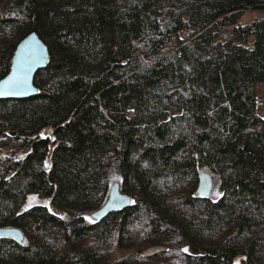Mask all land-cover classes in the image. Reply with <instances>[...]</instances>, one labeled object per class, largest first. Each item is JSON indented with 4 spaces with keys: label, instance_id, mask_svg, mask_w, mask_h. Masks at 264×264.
I'll list each match as a JSON object with an SVG mask.
<instances>
[{
    "label": "trees",
    "instance_id": "1",
    "mask_svg": "<svg viewBox=\"0 0 264 264\" xmlns=\"http://www.w3.org/2000/svg\"><path fill=\"white\" fill-rule=\"evenodd\" d=\"M32 28L38 92L0 98V228L23 234L0 264H264V0H0V78ZM114 182L130 205L94 218Z\"/></svg>",
    "mask_w": 264,
    "mask_h": 264
},
{
    "label": "water",
    "instance_id": "2",
    "mask_svg": "<svg viewBox=\"0 0 264 264\" xmlns=\"http://www.w3.org/2000/svg\"><path fill=\"white\" fill-rule=\"evenodd\" d=\"M49 62V50L46 43L39 37L35 28L21 38L14 49L9 71L0 78V98H23L38 92L34 84V75L37 70L44 68ZM15 78V79H14ZM24 81L16 84L15 80ZM49 132L51 131L48 128ZM211 177L203 172L198 177L196 192L207 195L212 187ZM130 197L121 192L119 184L114 182L109 189L108 197L104 204L92 212L97 219L105 217L109 212L130 205ZM0 235H9L17 240L23 238L20 229L16 227L0 228Z\"/></svg>",
    "mask_w": 264,
    "mask_h": 264
},
{
    "label": "rangeland",
    "instance_id": "3",
    "mask_svg": "<svg viewBox=\"0 0 264 264\" xmlns=\"http://www.w3.org/2000/svg\"><path fill=\"white\" fill-rule=\"evenodd\" d=\"M256 14H257L256 10L245 11V13L243 15V21H249ZM257 111L264 115V81L258 82V85H257ZM217 193H218L217 182L214 180L212 187H211V194L216 195ZM30 197H35L36 199L31 200V201L29 199L28 204H30V203L31 204L42 203V204L48 205V201L45 198H39L35 195H32ZM45 202H47V203H45ZM240 261H242V257H238L235 262L237 263Z\"/></svg>",
    "mask_w": 264,
    "mask_h": 264
},
{
    "label": "snow or ice",
    "instance_id": "4",
    "mask_svg": "<svg viewBox=\"0 0 264 264\" xmlns=\"http://www.w3.org/2000/svg\"><path fill=\"white\" fill-rule=\"evenodd\" d=\"M14 79H15V78H14ZM23 82H24V81H22V80H18V79L15 80V83L18 84V85H19V84H22ZM53 139H54V138H53ZM29 199H30V201H31V200H35L36 198H35V197H30ZM45 203H47V202H45ZM28 206L31 207V203H30ZM86 219H89V218L86 217ZM184 251H188V249H184ZM237 264H239V262H237Z\"/></svg>",
    "mask_w": 264,
    "mask_h": 264
}]
</instances>
